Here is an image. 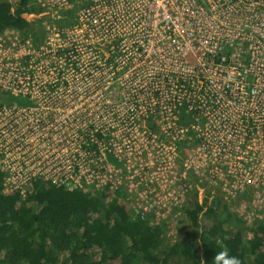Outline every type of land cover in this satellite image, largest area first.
Segmentation results:
<instances>
[{"label":"built area","instance_id":"2783aa9c","mask_svg":"<svg viewBox=\"0 0 264 264\" xmlns=\"http://www.w3.org/2000/svg\"><path fill=\"white\" fill-rule=\"evenodd\" d=\"M29 3L60 10L46 12L55 16L45 22L41 42L28 38L18 63L0 61V87L17 102L0 107L3 195L21 199L39 179L87 191L67 184L83 178L84 165L104 154L124 164L134 150L147 154L142 135L133 140L132 134L140 126L134 120L154 105L164 140L154 146L160 170L186 144L195 166H226L235 189L249 179L244 163L264 164V0ZM66 11L72 17L65 23ZM116 73L135 89L119 96L124 114L121 142L114 143L100 124L115 113L106 83ZM181 107L190 116L184 124ZM89 143L94 155L86 159ZM133 210L143 218L147 208Z\"/></svg>","mask_w":264,"mask_h":264},{"label":"trees","instance_id":"16d2710c","mask_svg":"<svg viewBox=\"0 0 264 264\" xmlns=\"http://www.w3.org/2000/svg\"><path fill=\"white\" fill-rule=\"evenodd\" d=\"M29 2L0 0V30L25 28L28 22L24 16L33 11ZM179 118L183 124L190 120L184 107ZM33 187L25 200L18 193L3 195L0 174V264H174L168 260L171 255L191 264H201V259L211 264L223 248L241 264H264V221L257 223L250 237L239 229L225 231L215 222L209 230L201 231L200 250L188 238L162 248L159 230L116 202L40 179ZM218 204L207 193L186 215L199 228L200 218L215 215ZM229 218L225 213L220 221Z\"/></svg>","mask_w":264,"mask_h":264},{"label":"rangeland","instance_id":"374dc122","mask_svg":"<svg viewBox=\"0 0 264 264\" xmlns=\"http://www.w3.org/2000/svg\"><path fill=\"white\" fill-rule=\"evenodd\" d=\"M33 11L26 17L28 25L23 29L8 26L0 30V61L3 60L12 64L18 63L19 53L26 54L29 44L28 38L41 42L44 36L45 22L50 21L58 8L40 7L36 3L31 4ZM67 12V11H66ZM52 15V14H51ZM63 22L70 20L72 15L62 12ZM46 30V29H45ZM13 65V66H14ZM11 67L8 69L10 70ZM3 67L0 65V73ZM122 75H116L106 83L107 92L115 93L114 102L110 101V107L115 110L106 120V124H100V130L109 132L112 142H121V132L118 126L121 123L120 116L124 114L122 109L123 96L126 88H132L130 83L123 81ZM134 87V86H133ZM113 91V92H112ZM9 90L0 87V107L3 105H17ZM157 105L154 111H146L139 114V119H135V124L139 128L132 134L133 140L141 136L140 141L147 144V154H137L133 151L129 163H123L110 154H104L102 159L96 164L88 163L83 166V178L78 182H67L69 187L74 185L84 187L92 195H98L107 201L111 198L117 201L131 213L134 208H147L143 213V218L154 228L159 230L162 241V248L180 238H188L197 243L200 250L199 236L201 231L209 230L210 227L218 223V226L225 231L239 229L245 237L251 236V230L257 223L264 221V164L254 165L244 163L243 167L249 172V179L238 181L241 187L233 188L235 178H230L227 174L226 166L220 167L215 164V169L209 166L204 169L195 166L190 160L191 151L187 146H181L177 158L162 170L158 160L160 155L154 151V146L164 141L160 138L157 120H159ZM157 112V115H156ZM101 115L97 119H100ZM146 128V132H142ZM158 132H154L157 130ZM106 137V136H105ZM183 145V144H182ZM92 144L84 146L86 159H91L94 155ZM185 147V148H184ZM140 148H138L139 150ZM124 156V155H123ZM122 160H125L121 158ZM126 162V161H125ZM250 163L256 162L254 159ZM34 192L33 188L26 191L21 200ZM211 194L218 201L215 215L200 218V227H194L186 215V210L190 209L196 202H201L206 194ZM108 196V197H106ZM120 200V201H119ZM230 216L228 222L220 221L225 213ZM135 212V211H134ZM168 260L174 264H191L181 256L171 255Z\"/></svg>","mask_w":264,"mask_h":264},{"label":"clouds","instance_id":"9594fccd","mask_svg":"<svg viewBox=\"0 0 264 264\" xmlns=\"http://www.w3.org/2000/svg\"><path fill=\"white\" fill-rule=\"evenodd\" d=\"M201 264H205L203 259ZM211 264H241V261L237 256L231 255L227 248H223L213 256Z\"/></svg>","mask_w":264,"mask_h":264}]
</instances>
